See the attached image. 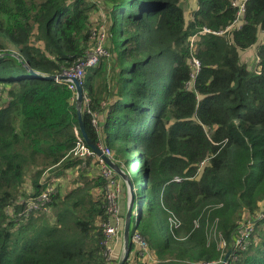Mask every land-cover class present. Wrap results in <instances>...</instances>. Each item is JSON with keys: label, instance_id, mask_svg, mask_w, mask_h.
<instances>
[{"label": "trees", "instance_id": "1", "mask_svg": "<svg viewBox=\"0 0 264 264\" xmlns=\"http://www.w3.org/2000/svg\"><path fill=\"white\" fill-rule=\"evenodd\" d=\"M184 1L0 0V264L109 263L102 159L74 154L77 91L46 78L102 34L109 55L86 70L82 115L135 187L125 264H264V0L240 25L234 0H193L190 17ZM251 48L254 70L241 62ZM67 170L78 176L63 193L51 180Z\"/></svg>", "mask_w": 264, "mask_h": 264}, {"label": "built area", "instance_id": "2", "mask_svg": "<svg viewBox=\"0 0 264 264\" xmlns=\"http://www.w3.org/2000/svg\"><path fill=\"white\" fill-rule=\"evenodd\" d=\"M247 1L248 0L233 1L234 5L238 8V13L234 25H240L242 23ZM209 31H210L209 29L204 28L202 31H200V33H206ZM196 37L197 36L194 35L191 38L192 45ZM103 43H104V34L101 35L99 44H97L96 47L86 57L78 59V61L75 64H73L71 67L65 68L63 70L61 75L67 77L66 81L68 82V87L72 91H76V84L74 82V79H78L79 82L82 84V80L85 76L86 70L90 67L98 65L102 57L109 55L108 51L103 46ZM192 63L194 65V74L192 76L194 77L195 73L200 68V62L196 58H193ZM84 100L88 102V98L85 95H84ZM95 116L98 118L97 114L94 113L93 122L94 124H97V119ZM76 133L78 135V140H77V146L74 149V154L78 157L85 159L89 157L97 156L96 153L85 143L83 138L79 136L78 131H76ZM103 153L109 154L110 150L103 149ZM101 162L103 161L101 160ZM102 175L107 180V184L105 186V195L108 201V206H107L108 213L111 215L110 220L104 225L105 234H106V245H107L109 241L115 240V238L119 236L123 222H122L120 205L118 200L120 184L110 166L105 164L102 166ZM175 180L180 181L179 178H176ZM49 190L51 189H48L47 192H44L41 196H39L37 200L31 204L30 208H35V209L41 208L48 201ZM263 215L264 214H262L261 216ZM252 226H253L252 223L243 226V228L241 229V233L235 240L236 247L244 248L247 245L248 239L252 233ZM133 241L137 244L138 248L141 251H147L148 248L147 241L139 233L136 232L133 235ZM220 245L225 246L226 243L222 241ZM108 254H109V250H108ZM222 262L223 260L217 264H220ZM225 264H227V262H225Z\"/></svg>", "mask_w": 264, "mask_h": 264}, {"label": "rangeland", "instance_id": "3", "mask_svg": "<svg viewBox=\"0 0 264 264\" xmlns=\"http://www.w3.org/2000/svg\"><path fill=\"white\" fill-rule=\"evenodd\" d=\"M192 6H193V0L184 1V3H183V7H184V9H185V11L189 17L192 14ZM98 7H99L98 12H96V14L94 13V15L92 14V16H93L92 20L94 22H96L98 19L97 14L103 10V5L101 2L99 3ZM241 62L243 64H245L248 67V69L254 70L256 68L257 63H258V58L256 56V48H251V49H248L245 51H241ZM190 86H192V84ZM100 148L102 151H103V149H109L110 153L109 154L104 153V154L106 156H108L113 162H115L114 152L112 151V149H110L104 145H102ZM98 157L95 156L93 158L98 159ZM115 163L117 164V162H115ZM101 164L107 165L104 161L101 162ZM111 169H112L113 173L115 174V176H116V178L120 184V191H119L118 200H119L121 217H122V222H123L121 229H120L119 236L117 238H115V240L109 241V243L107 244V248L109 250V254H108L109 263L108 264H115L116 261H118V263H119L123 259L124 253H125L124 252L125 251L124 237H123V230H124L123 226L125 223V217L124 216H126L127 211H128L130 204H131L130 187H131V185L134 186V184L127 181L121 175L116 173V171L113 168H111ZM120 170H121L123 175L127 176V174L124 171H122L121 168H120ZM134 170H135V172H137V174L139 173L138 174L139 176L141 175L140 174L141 165H140L137 157L134 158ZM99 171H100L99 168L94 170L95 174L98 173ZM77 176L78 175L76 172L67 170L61 176H57V177H55V179H52L51 181L57 182L58 183L57 187H61L62 192L66 193L67 191H69L70 189H72L75 186L74 184L76 183ZM25 187L28 188L29 184L26 183ZM146 252H148V251H146Z\"/></svg>", "mask_w": 264, "mask_h": 264}, {"label": "water", "instance_id": "4", "mask_svg": "<svg viewBox=\"0 0 264 264\" xmlns=\"http://www.w3.org/2000/svg\"><path fill=\"white\" fill-rule=\"evenodd\" d=\"M48 79H58V80H67V77L59 75V76H48L46 77ZM74 82L76 84V91H77V112L79 116V125L80 129L83 135V138L86 142V144L111 168H113L119 175H121L123 178H125L127 181L130 182L129 177L126 175H123L119 166L113 162L108 156H106L101 148L94 144L93 141L88 137L85 128H84V120L82 115V105H83V99H84V87L79 82L78 79H74ZM130 194H131V204L127 211L126 217H125V223H124V230H123V237H124V247H125V253L123 259L118 264H125L126 260L129 257V245H130V232H131V216L133 213V208L135 204V188L133 185L130 187ZM228 255L225 256L224 260L220 264H225L227 261ZM159 264H165V263H159ZM167 264H175V263H167Z\"/></svg>", "mask_w": 264, "mask_h": 264}]
</instances>
